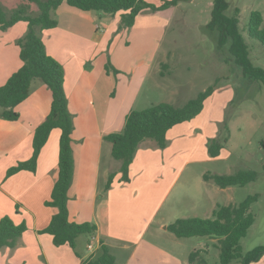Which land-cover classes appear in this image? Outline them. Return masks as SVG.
Wrapping results in <instances>:
<instances>
[{"label":"crops","instance_id":"0c3cea01","mask_svg":"<svg viewBox=\"0 0 264 264\" xmlns=\"http://www.w3.org/2000/svg\"><path fill=\"white\" fill-rule=\"evenodd\" d=\"M146 1L159 5L164 0ZM178 7L179 3L160 11L145 10L134 26L122 28V11L109 15L83 11L66 2L59 6L58 25L43 30L42 38L48 53L65 68V89L74 115L70 219L95 223L97 231L80 235L76 248L56 246L53 235L42 232L58 211L46 201L58 176L60 129L51 132L36 171L22 170L7 176L10 167L32 157L35 129L51 109V90L34 80L29 96L16 107L17 120L3 118L0 111V219L8 215L16 224L25 222L28 226L14 248L0 249V264H86L97 257L101 243L109 247L115 264H194L189 260L191 251L188 256L186 248L178 252L182 245L178 239L183 238L166 234L174 221L172 210L165 214L163 210L170 197L185 188L179 181L186 167L218 157H212L208 150V141L216 137L217 129L198 122L202 111L173 126L165 148L153 139L142 141L130 166V181L121 179V162L113 157L112 143L106 139L124 129L132 110L150 106L147 96H141L144 88L161 87L149 77ZM24 22L0 30V86L23 64L16 42L27 31ZM126 36L131 45L121 48ZM133 53L137 58L131 62ZM108 56L120 73L106 71ZM158 73L165 76L162 71ZM141 103L146 105L141 107ZM111 173L115 176L108 189ZM216 206L212 204V212ZM91 242L94 250L88 248ZM181 255L187 257L181 259Z\"/></svg>","mask_w":264,"mask_h":264},{"label":"trees","instance_id":"16d2710c","mask_svg":"<svg viewBox=\"0 0 264 264\" xmlns=\"http://www.w3.org/2000/svg\"><path fill=\"white\" fill-rule=\"evenodd\" d=\"M28 3L13 10H7L0 3V30L6 31L19 21L28 25L26 33L17 40L20 47L22 66L16 70L0 86L1 116L8 120H17L19 112L16 107L30 94L34 80L45 83L52 92V103L49 114L37 126L33 136V154L28 160L19 161L10 167L7 176L22 170L36 171L40 152L49 139L51 132L61 130L59 140L58 176L53 187L51 198L46 205L58 208L49 225L42 230L53 235L56 246L64 244L76 248L80 235L93 234L97 225L92 222H75L70 219L69 189L74 179L75 158L73 151L74 115L69 108L68 95L65 89V68L63 64L50 55L42 38V31L55 28L58 25L56 11L66 2L70 6L83 11H97L102 14L115 15L122 11V28H130L136 23L138 15L145 11H160L177 5L181 0H164L157 5L146 0H26ZM37 5L39 12L33 15L30 5ZM230 4L228 0H213L211 19L207 24L211 30L218 31V48L229 46V53L235 62L241 66L245 76L260 81L264 85V68L254 64L249 45L239 28L240 8H235L234 15L228 16L226 11ZM263 14L254 10L251 12L248 32L249 35L264 45ZM162 67L166 64L162 63ZM109 73H118L108 56L105 65ZM215 92L211 85L201 91L195 98L190 99L181 107L168 102L152 104L141 110H132L126 118L124 129L112 133L106 139L112 143V155L121 162L120 172L123 181H130V166L138 151L139 145L146 139H153L159 147L165 148L168 144L167 133L176 124L189 121L199 115L205 106L206 100ZM228 141L226 137L224 142ZM222 141L216 137L208 141V150L212 157L219 156ZM115 174L111 173L106 184L110 188ZM255 170H240L235 174L205 173V180H213L221 188L234 185L243 186L256 180ZM258 199L257 194L249 195L238 205H218L213 211V217L179 218L168 225V230L179 238L193 236H211L218 238L221 264H231L240 261L241 264H250L264 256V245H259L243 253L241 239L248 233L255 221L250 211L251 205ZM25 222L16 224L6 215L0 219V249L14 248L27 231ZM202 250L191 252L189 260L194 263ZM116 260L109 247L101 243L97 257L86 264H115ZM199 263L208 264L205 259Z\"/></svg>","mask_w":264,"mask_h":264},{"label":"rangeland","instance_id":"374dc122","mask_svg":"<svg viewBox=\"0 0 264 264\" xmlns=\"http://www.w3.org/2000/svg\"><path fill=\"white\" fill-rule=\"evenodd\" d=\"M228 1L230 6L226 14L232 16L235 8H240V31L249 45L254 64L264 68V45L248 32L252 11H260L264 18V0ZM0 3L10 11L28 2L0 0ZM212 9L213 0L179 2L162 38V47L152 64L149 77L160 82L161 87L154 90L144 88L141 96H147V105L168 102L181 107L209 86H215V93L207 100L198 122L217 129L216 138L222 141L221 152L215 159L186 167L179 181L185 188H180L178 195L170 197L163 214L172 210L170 215L173 221L189 217L211 218L212 204L238 205L249 195L257 194L258 199L250 209L255 221L240 242L243 253H246L264 245V85L244 75L241 66L229 53L228 45L223 49L218 48V31L207 26ZM30 12L36 15L39 12L37 5L31 4ZM24 24L27 25L26 22ZM127 40V36L123 37L121 48L131 45ZM167 52H170L168 57ZM131 58L129 61L134 62L137 55L133 53ZM162 61H166L168 66L162 67ZM158 70L165 76L161 77ZM143 105L146 104H140L141 107ZM226 137L228 141L224 142ZM250 169L257 172L256 180L224 189L213 180L205 182L202 176L209 172L235 174ZM166 234L172 238L176 236L171 232ZM178 240L182 242L178 252L182 253L186 248L187 256L190 251L202 250L194 264H202L198 262L199 259H205L208 264H221L218 238L193 236ZM187 256L181 255V259ZM231 264L241 263L234 260ZM250 264H264V256Z\"/></svg>","mask_w":264,"mask_h":264},{"label":"built area","instance_id":"2783aa9c","mask_svg":"<svg viewBox=\"0 0 264 264\" xmlns=\"http://www.w3.org/2000/svg\"><path fill=\"white\" fill-rule=\"evenodd\" d=\"M88 248L91 249V250L95 249V245L93 244V242L88 244Z\"/></svg>","mask_w":264,"mask_h":264}]
</instances>
